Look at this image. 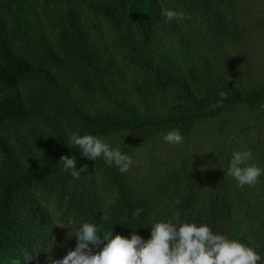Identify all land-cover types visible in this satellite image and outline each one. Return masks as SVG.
<instances>
[{
	"label": "trees",
	"instance_id": "trees-1",
	"mask_svg": "<svg viewBox=\"0 0 264 264\" xmlns=\"http://www.w3.org/2000/svg\"><path fill=\"white\" fill-rule=\"evenodd\" d=\"M193 1L201 23L242 41L243 29L225 15L222 0ZM51 3L58 0H0V264L63 258L75 249L82 222L128 238L140 224L135 232L146 240L150 224L176 211L184 222L207 224L256 249L264 264V175L240 187L226 174L233 151L250 150L251 162L264 168V73L248 81L243 75V82L235 77L245 70L233 62L222 74L199 48L203 39L165 20L162 0H66L54 9ZM41 16L57 29L56 44ZM101 20L114 27L139 82L127 81L129 72L103 43ZM64 69L70 84L61 79ZM74 86L92 105L71 94ZM173 129L198 145L194 159L161 160L155 151L157 163L147 161L144 175L132 167L120 173L102 159L93 161L97 175L68 144L72 132L130 134L119 149L131 156L140 144L159 147ZM62 155L75 157L78 168L87 165L78 180L62 170ZM48 200L68 227L57 236Z\"/></svg>",
	"mask_w": 264,
	"mask_h": 264
},
{
	"label": "clouds",
	"instance_id": "clouds-1",
	"mask_svg": "<svg viewBox=\"0 0 264 264\" xmlns=\"http://www.w3.org/2000/svg\"><path fill=\"white\" fill-rule=\"evenodd\" d=\"M163 16L166 21L183 19V13L175 10L164 11ZM220 95L223 98L224 94ZM162 140L168 145H181L184 137L179 129H173L163 134ZM68 144L77 148L82 157L94 162L102 159L120 173H127L134 163L130 155L92 134L72 132L68 134ZM251 161L250 150L231 153L226 174L240 187L254 186L264 175V168ZM59 162L73 180L87 170V165L77 167L75 157L62 155ZM141 214L142 209L135 210L132 219L138 221ZM180 215L176 211L170 219L150 224V237L146 240L135 232L137 227H145L140 224L132 228L128 238L113 236V228L99 234L97 224L82 222L75 229V249L61 259L48 255L45 264H259L262 260L256 249L214 233L207 224L184 222ZM94 248L99 251L94 252ZM29 259L25 257V261Z\"/></svg>",
	"mask_w": 264,
	"mask_h": 264
},
{
	"label": "rangeland",
	"instance_id": "rangeland-1",
	"mask_svg": "<svg viewBox=\"0 0 264 264\" xmlns=\"http://www.w3.org/2000/svg\"><path fill=\"white\" fill-rule=\"evenodd\" d=\"M162 1L165 11L175 10L177 12L183 13V19L174 21L182 24L185 27H188L193 33H195L198 39H203L205 41V43L199 48L209 53V55L214 58V61L216 62L214 63L219 66V70L222 74L223 68H231L233 62L240 63L242 70H245V73H242L241 76L235 77L236 79H242L243 82H245L243 79L244 76L246 81H248L254 80V76L262 75L264 73V0L220 1L225 15L229 16V20L237 21L239 27L243 29V39L238 44H236L234 41H228L229 38L223 34L222 30H215L212 24L208 26L206 21L201 23L199 21L201 18L199 16L197 17V12L193 7V0ZM65 3L66 0H58V5L55 6V4L51 3V8H60V6ZM41 18L47 35L49 36L50 40L56 44L57 29L52 27L50 23H47L44 16H41ZM99 34H101L102 41L108 47L109 52L125 67V70L129 72V58L125 57L126 52L118 44V37L112 24L101 20ZM128 74V82L138 81L135 79L136 71L131 70ZM230 74L231 73H224L225 76H229ZM69 75L70 74L67 69L60 71L61 79L66 80L68 84H70ZM249 83L251 82L249 81ZM70 92L77 100H81L86 106L87 102L91 103V99L89 97L82 96L81 92L75 86L72 87ZM101 105H103L102 102H100V106ZM205 125L204 127L206 129L211 128L210 124H207L206 126ZM262 139L264 140V132L262 134ZM103 140L113 147L119 148L125 142H129L131 140V135L128 134L106 137ZM192 141L197 143L196 137L192 139ZM158 144L159 147H151L152 145L150 142L146 144H140L138 146V150L131 155L134 161L132 165L134 174L140 173L144 175V172L147 169V161H149L150 166H153L157 163V159L153 160L154 158L152 155V153H155V151L157 158L161 160L175 156L178 158H183L186 160L187 164H190L194 159L193 149L198 147V145L194 146V144L188 140H184L181 145H168L163 141ZM243 145H245L244 141ZM161 148H163V150H160ZM196 156L197 153L195 155V159L197 158ZM89 161L90 160L83 157V162L85 164H87ZM91 163L93 164L95 174H101V168H98V166H96L93 161H91ZM45 206H47L50 215L57 219L54 224L55 236H57L60 232H66L68 227L59 221V212L55 202L53 200H48L45 203Z\"/></svg>",
	"mask_w": 264,
	"mask_h": 264
}]
</instances>
